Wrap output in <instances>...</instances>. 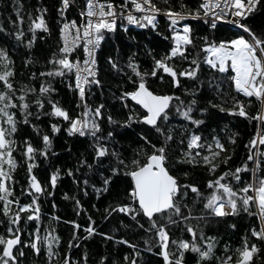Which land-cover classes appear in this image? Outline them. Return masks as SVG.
<instances>
[{
	"label": "snow or ice",
	"instance_id": "obj_1",
	"mask_svg": "<svg viewBox=\"0 0 264 264\" xmlns=\"http://www.w3.org/2000/svg\"><path fill=\"white\" fill-rule=\"evenodd\" d=\"M70 2L71 0H60V8L57 9L60 17H64V9L69 7ZM165 2L167 3V0ZM259 2L260 0H200L195 9L187 10L183 3L179 4L178 9L160 8L153 3V0H123V3L120 4H114L112 0H86V9L80 14L81 17L86 18V22L82 21L77 24L75 20H64L59 24L60 46L46 62L50 66L48 70L39 74L41 77L49 78L58 76L62 80L66 75L74 74V83L69 80L68 87L69 90L74 89L79 102H83L86 92L93 85L99 86L100 84L97 75L96 53L101 42L107 39L108 34L113 33L117 27L126 29L128 25L157 31V14L163 13L170 33V36H165L164 39L170 40V46L159 57L149 53L152 56L150 70L141 71L140 64L135 58V52L129 55L124 66H121L112 56L107 58V63L114 71L125 72L126 70L132 84L131 90L121 93L120 100L130 99L143 110L142 113H137L135 109L130 111L122 126L135 121L155 129L156 133L164 136L163 128L167 126V122L174 116H179L186 123L180 129L182 135L178 146L181 151L176 158V163L203 165L212 175L220 165L221 156L225 152L230 155V150L225 148V145L216 136H212L211 141L207 142L204 136L199 134L197 126L203 125L204 120L196 118L197 109L201 115L208 112L209 108H218L220 112H227L229 115L256 120L257 133L245 145L249 150L245 163L232 171L222 172L214 179L206 181L207 195L202 194L195 183L181 184L179 179L172 174V169L168 166L167 153L168 142L173 138L171 129L159 146L141 134V139L150 146L151 151L148 152L141 148L136 159L125 163L118 158L117 152L109 150L108 144L113 140L114 133L110 131L106 135L102 134L100 121L104 118L103 105H96L93 109L85 104L82 113L70 115L58 102L49 98L55 89L44 80L41 81L38 92L35 88L25 85L19 89L17 95V89L13 83L15 75L13 61L8 52L0 48V87L3 89L0 90V212L8 220L6 234H0V264H19L17 256H23V252L17 253L15 249V246L21 243L22 229L18 222L22 218L37 222L36 229L29 233V238L24 241V244L30 247L33 253L43 250L50 264L57 256L53 245L59 243V237L55 234V230L45 225L44 233L40 232V206L37 203V196L42 194L44 189L32 171L36 152L38 151L42 157L46 156L47 150L51 146L48 134L40 137L43 144L40 149L34 148L25 138L23 155L28 161V186L23 189V193L31 195L32 199L29 203L21 204L19 197L12 198L14 196L11 187L12 171L17 166V161L12 155L16 147L13 137L19 123H29V118L33 115L28 111L30 104L37 110V119L41 114L62 119L67 122L68 126L63 130L68 136L78 135L91 138L93 141L91 144L93 164L99 166L100 161L107 158L109 154L116 159V166H109L111 175L104 177L101 173L103 190L107 191L112 177L123 171L131 181L130 185L126 186V200L129 202H118L114 206L106 208L105 212L109 215L113 212H120L137 221L140 215L146 218L148 228L145 231L154 232L156 245L159 247L157 255L162 257L163 264H184L186 251L196 254L195 264H208L214 255L215 237L205 238L203 232L191 223V220L205 219V216L193 217L192 210L188 205L182 204L189 189L197 198L203 200V212L207 214V218L234 215L241 207L249 215H252L250 209L255 206L257 209L255 215L260 221L261 227L260 230L253 228L251 235L258 240H264V175H258L264 170V151L261 150L264 148V131L261 130L264 128V25L261 26L258 33L245 20V18L250 19L255 13ZM129 4L130 7H128ZM16 11V31L12 35L17 41H21L26 47L31 48L38 30L45 33L49 31L43 15L47 9H37L35 16L29 14L27 31L31 35L30 39H25V32L21 27L24 18L19 9ZM188 17L197 22L203 19L210 28H215L218 21L228 20L231 17L229 23L240 29L243 34L234 35L230 39H221L219 42H208L207 37H203L204 42L200 48L204 53L202 61L199 57L190 58L188 48L189 46L196 47V45L193 40L195 29L186 19ZM208 17L212 18L211 21L208 20ZM118 18L124 23L117 25ZM2 30L0 29V31ZM157 34L159 35L158 31ZM40 39L43 40L44 37L41 36ZM78 47L83 51L82 60L72 59ZM28 63L29 61L26 60L25 64ZM202 64L206 65L210 72L220 74L214 80L217 95L224 83L222 78H226L237 95L248 98V105H251V98H255L259 102L260 108L256 114L249 117L246 105L241 99H234L232 107L229 108L213 103L211 100L207 102V107H200L195 98L199 89H196L195 85L192 88L185 87L181 78H186L189 83L198 81ZM229 71L231 75L228 74ZM150 77L158 78L161 85L165 83L167 77L168 84L172 89L183 87L185 95H190L193 98L185 103L175 92L154 91L148 83ZM29 93L35 96V99L30 102ZM45 100L50 106L47 113H43ZM17 109L22 120H18L16 117ZM107 119L110 124L115 123L111 116H108ZM49 126L53 135L60 129V125L57 123H50ZM31 127L34 132L40 133L38 125L32 124ZM234 142L233 137H229V143ZM201 150H203V154ZM141 153L143 162L140 159ZM229 155H223L225 165ZM248 162L252 163V177L245 181L242 187L236 188L230 183L224 182L229 176L233 180L239 181L240 173L249 171ZM79 163L85 164L86 161L80 159ZM92 166V164H88L90 169ZM66 173L69 176L73 175L71 170H66ZM58 174L59 170L51 174L49 182L52 186H55ZM183 175L187 177L188 173L185 172ZM84 183L87 185V181ZM100 191L101 189H96L98 195ZM181 191L184 192L183 196H181ZM76 207H80L79 201H76ZM184 208H188L187 215L184 214ZM21 214L24 216L22 217ZM157 217L160 218L159 221ZM52 219L58 220L59 217L53 216ZM178 222L183 225L182 233L186 230L191 239L170 238L167 226ZM69 223L73 225V236H75V228L79 226L75 221ZM139 226L143 227L142 224ZM230 227H234V225H230ZM95 231L89 217L86 232L91 235ZM198 231L200 232L199 243L197 242ZM242 239L243 243L234 250V255H230L229 253L233 250L228 249L221 256L216 257V264H254L258 258L259 248L255 243L249 244L246 238ZM121 242L135 249V245L130 244L128 240ZM72 243L73 241H69L70 245ZM145 244L148 245L147 240ZM147 250L152 251V247L149 246ZM136 256L137 253L134 251L131 264H137ZM124 259L128 261L129 258L126 255ZM103 260L104 258L101 257L102 262ZM63 264H74V262L70 261L68 255L65 254Z\"/></svg>",
	"mask_w": 264,
	"mask_h": 264
},
{
	"label": "trees",
	"instance_id": "obj_2",
	"mask_svg": "<svg viewBox=\"0 0 264 264\" xmlns=\"http://www.w3.org/2000/svg\"><path fill=\"white\" fill-rule=\"evenodd\" d=\"M84 0H74L79 6H83ZM114 4L123 3V0H112ZM200 0H153L157 7H172L178 9L179 4L183 3L187 10L195 9ZM72 4L64 9V17H60L57 9L60 8V0H0V48L5 49L14 64L15 75L13 79L14 87L19 89L25 85L35 88L37 92L41 81L49 82L55 89L50 94V99L58 102L60 106L65 108L70 115H77L83 112L84 105L95 108L96 105H103L104 118L100 121L102 134L106 135L112 131L114 138L109 142L110 152L115 151L119 154V159L125 163H129L132 159L137 158V153L141 148L150 152L151 148L141 139V134L146 136L152 143L159 144L163 141L164 136L168 135L169 129L172 130V139L168 142V166L172 169V174L176 176L181 184L195 183L202 194L207 195L208 190L205 188L206 181L214 179L222 172L232 171L236 167L245 163L248 155V148L245 145L251 137L257 133V121L250 118L240 117L238 115H229L227 112H220L219 109L209 108L208 112L201 115L199 110L196 111V118L204 120V124L197 126L199 134L203 135L205 141L210 142L212 136H216L230 150V155L225 152L223 155H229L227 164L223 163V155L221 156L220 165L217 171L210 175L206 166L190 165L186 163H176V158L180 154L179 141L181 138L180 129L185 123L179 116H174L167 122V126L163 128L164 136L156 133L155 129L142 123L132 122L129 125H123V121L127 119L130 111L135 109L137 113L143 110L134 104L130 99L120 100L123 91L132 89V84L125 72L114 71L107 63V58L112 56L121 66L126 65L129 55L136 53V60L140 64L141 71L150 70L152 66V56L159 57L170 46V40H165V36H170L167 28V21L160 18L157 20V31L151 28L140 29L134 25H128L126 29L117 27V29L108 34L107 39L101 42V46L97 49V75L100 81L99 86L93 85L86 92V98L83 102H79L76 91L69 90L68 81L74 83V74L66 75L63 80L61 77H41V72H46L49 65L47 60L53 52H56L60 46L59 24L65 19L77 17ZM47 9L43 14L49 31H37L36 39L31 48L26 47L21 41H17L12 35L16 31L15 21L17 16L16 9L20 10V14L24 18L22 28L25 32V39H30L28 33V16H35L37 9ZM119 11V9H117ZM76 15V16H75ZM246 22L255 31L259 33L260 28L264 25V0H260L255 13L251 18H245ZM195 29L193 32V40L196 47L189 46L188 53L191 57H199L202 61L204 53L200 50L203 37H207L208 42H219L221 39L233 38L234 35L243 34L241 31L229 27L224 24H217L215 28H209L201 20L194 21L188 19ZM124 21L117 19V25ZM44 39L41 40L40 37ZM135 37V39H132ZM80 51L77 50L76 54ZM73 55V56H76ZM72 56V57H73ZM28 60L29 63L25 64ZM179 64V61H177ZM202 71L198 77V81L189 83L186 78H181V82L185 87L192 88L195 85L196 99L200 107H207V102L211 100L213 103L222 104L223 107H232L234 99H241L249 113V117L254 116L260 108L259 102L255 98H251V105H248V98L237 95L227 82L226 78L222 84V89L217 95V87L214 82L219 73L210 72L206 65H201ZM35 73V76H33ZM231 75L230 71L228 73ZM31 77V79H30ZM148 83L154 91L175 92L182 100L192 99L190 95H185L184 88L172 89L168 84L167 77L165 83L161 85L158 78H149ZM0 90H3L0 87ZM29 102L35 99L31 93L28 95ZM127 105V107H125ZM50 106L45 100L43 113H47ZM33 115L29 118V123H19L17 132L14 134L16 147L13 150V158L17 161L16 168L12 171V184L14 196L13 199L19 197L20 203H29L32 196L23 193V189L28 186L27 163L23 155V143L25 138L33 145L34 148L43 147L40 137L48 134L51 140V146L47 150L46 156H40L37 151L34 159L33 175L40 182L44 192L37 196V203L40 206V232L44 233V226L47 225L55 230V234L59 237V243L53 245L57 256L52 264H63L65 254L68 255L70 261L74 264H131L132 253H137V264H163V259L157 253L159 247L156 245L154 232L145 231L148 228V221L142 215L139 220L133 219L120 212H113L110 215L105 212L106 208L114 206L118 202H129L126 200L127 185L131 181L121 171L118 175L112 177L107 191L103 190V181L101 173L104 177L111 175L109 166H116L117 161L110 154L107 158L100 161L99 166L93 164L91 138L84 136H68L64 132L67 122L62 119L52 118L41 114L39 119L36 118L37 110L34 106L28 109ZM18 120L23 118L16 110ZM91 115V113H89ZM108 116L112 117L115 123L108 122ZM50 123H57L60 129L56 134H52ZM36 124L40 128V133L33 131L31 125ZM188 127H191L188 125ZM264 131V128L261 129ZM233 134H235L233 136ZM229 137H233L234 143H229ZM186 148V144L184 145ZM262 149V148H261ZM202 154H203V150ZM254 151V150H253ZM80 159L86 161L80 164ZM143 162V154L140 155ZM92 164V168L88 167ZM252 163L248 162L247 172L240 173V180H233L229 176L226 181L236 188L242 187L245 181L252 177ZM59 170L55 186L49 182V178L53 172ZM66 170H71L73 175L69 176ZM187 172L185 177L183 173ZM264 175V170L258 173ZM75 181V182H74ZM87 181V185H85ZM101 189L99 195L96 189ZM23 193V194H22ZM51 193V195H48ZM251 194V193H250ZM67 195V198L65 196ZM184 192L181 191V196ZM76 201L80 202V207H76ZM182 204L188 205L192 210L193 217L205 216V219H193L191 223L203 232L205 238L215 237L214 255L210 258L208 264H216V257L221 256L228 249L233 250L230 255H234V250L243 243L242 238H246L249 244L255 243L259 248L258 258L254 264H264V240H258L251 235V230L256 228L260 230L259 221L255 215V207L250 209L252 215L243 210L241 207L234 215H227L220 218H207V214L203 212V200L190 191L182 201ZM55 205V207H53ZM15 207V205H13ZM184 214H188V208L183 209ZM22 217L24 214H21ZM59 217L58 220L52 217ZM89 217L96 231L89 235L86 228L89 225ZM175 218V217H174ZM159 221L160 218L157 217ZM75 221L79 226L75 228V236H73V225L69 223ZM143 225L140 227L139 225ZM22 229L21 243L15 246L16 252H23V256H17L19 264H50L48 257L44 251L33 253L30 247L24 244L29 238V233L37 227L35 220L27 221L22 218L18 222ZM234 225V227H230ZM8 220L0 212V234H6ZM183 225L179 222L174 225H168L167 230L171 239H191L186 230L182 233ZM103 233L104 235H101ZM200 232H197V242L199 243ZM122 240H128L130 244L135 245V249L129 245L122 243ZM148 241V245L145 241ZM69 241H73L70 245ZM78 241V242H77ZM151 246L152 251L147 248ZM128 261H125V256ZM101 257L104 258L103 262ZM196 254L190 251L185 252L184 264H195Z\"/></svg>",
	"mask_w": 264,
	"mask_h": 264
},
{
	"label": "built area",
	"instance_id": "obj_3",
	"mask_svg": "<svg viewBox=\"0 0 264 264\" xmlns=\"http://www.w3.org/2000/svg\"><path fill=\"white\" fill-rule=\"evenodd\" d=\"M70 4H72V5H74V0H71V2H70ZM128 7H130V4L128 5ZM85 9H86V0H85V3H84V6H83V8H76V10H77V13H78V15H79V17H77V19L76 18H70V19H65V20H69V21H71V20H75L76 21V23L77 24H79V23H81L82 21H84V22H86V18L85 17H81V12H83V11H85ZM160 18H162V19H164V20H166V18L164 17V15H163V13H160V14H157V20L158 19H160ZM189 18H191V17H188V18H186L187 20L189 19ZM211 17H208V20L209 21H211ZM231 19V17H229L228 18V20H223V21H218L217 22V24H224V25H227V26H229V27H232V28H234V29H237V30H239V31H241L240 29H238L236 26H234L233 24H231V23H229V20ZM204 24H206L207 26H208V24L207 23H205V21L203 20V19H200ZM167 21V20H166ZM63 23V22H62ZM209 27V26H208ZM210 28V27H209ZM78 49H80V51L76 54V56H73L72 57V59H77V58H79V59H83V51H82V48H80V47H78ZM77 49V50H78ZM262 151H264V148H262L261 149ZM255 151V150H254ZM255 207V206H254ZM257 212V209L255 208V213ZM259 221V220H258ZM259 224H260V221H259ZM260 227H261V225H260Z\"/></svg>",
	"mask_w": 264,
	"mask_h": 264
},
{
	"label": "rangeland",
	"instance_id": "obj_4",
	"mask_svg": "<svg viewBox=\"0 0 264 264\" xmlns=\"http://www.w3.org/2000/svg\"><path fill=\"white\" fill-rule=\"evenodd\" d=\"M84 3H85V0L83 1V6H84ZM72 6H73L72 8H73V10H74V12H75L76 15H78L76 8H80V9L83 8V6H79L75 2H74V5H72ZM77 17H79V15ZM77 17H73V18H76L77 19Z\"/></svg>",
	"mask_w": 264,
	"mask_h": 264
},
{
	"label": "water",
	"instance_id": "obj_5",
	"mask_svg": "<svg viewBox=\"0 0 264 264\" xmlns=\"http://www.w3.org/2000/svg\"><path fill=\"white\" fill-rule=\"evenodd\" d=\"M133 102V101H132ZM134 103V102H133ZM135 104V103H134Z\"/></svg>",
	"mask_w": 264,
	"mask_h": 264
},
{
	"label": "bare ground",
	"instance_id": "obj_6",
	"mask_svg": "<svg viewBox=\"0 0 264 264\" xmlns=\"http://www.w3.org/2000/svg\"><path fill=\"white\" fill-rule=\"evenodd\" d=\"M78 16V15H77Z\"/></svg>",
	"mask_w": 264,
	"mask_h": 264
}]
</instances>
